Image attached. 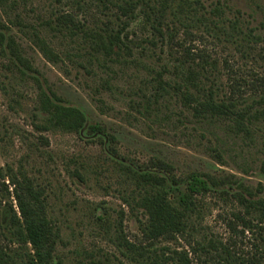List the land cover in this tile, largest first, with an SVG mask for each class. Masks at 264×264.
Wrapping results in <instances>:
<instances>
[{
	"label": "rangeland",
	"instance_id": "374dc122",
	"mask_svg": "<svg viewBox=\"0 0 264 264\" xmlns=\"http://www.w3.org/2000/svg\"><path fill=\"white\" fill-rule=\"evenodd\" d=\"M202 1L207 8L220 2L229 18L238 17L261 36L251 47L244 44V52L236 43L207 34L204 41H194L218 59L222 94L230 91L228 66L240 70L239 76L247 81L264 77V0ZM57 8V0L0 2V30L15 37L35 70L21 73L0 45V167H23L45 188L49 217L59 231L54 264H147L143 259L126 257L119 246L120 228L131 241L143 239L139 220L144 219L123 200L135 185L120 162L144 166L151 158H161L173 163L181 174L200 171L220 178H241L253 190L262 188L260 194L264 195V121L251 137L236 135L222 121L196 122L173 94L157 102L153 98L151 108L144 109L139 104L143 93L153 95L155 88L149 67L171 62L169 49L165 47L163 52L144 43L143 47L151 49L142 52L132 44L134 55L142 61L126 55V62L99 65L88 59L84 49L88 45L46 25ZM193 31L199 34L201 30ZM34 32L49 41L60 61L54 63L44 56ZM34 76L44 88L51 87L65 101L83 108L90 123L104 124L116 141L105 148L98 136L36 129L44 114L41 88ZM246 89L243 87L247 103L260 98L261 91ZM203 199L205 209L197 237L231 244L236 240L245 256L252 255L255 234L245 229L237 235L227 224L234 218L233 212L242 209L240 205L214 193ZM10 202L16 207L13 198ZM4 224L0 216V244L11 251L17 244L10 241ZM153 248L169 255L189 246L177 238L159 240Z\"/></svg>",
	"mask_w": 264,
	"mask_h": 264
},
{
	"label": "trees",
	"instance_id": "16d2710c",
	"mask_svg": "<svg viewBox=\"0 0 264 264\" xmlns=\"http://www.w3.org/2000/svg\"><path fill=\"white\" fill-rule=\"evenodd\" d=\"M57 2L60 8L54 10L46 25L88 45L84 49L91 62L107 67L109 62H126V55L141 60L134 55V46L146 52L150 47H143L144 43L163 52L165 47L169 49L171 62L159 68L149 67L154 73L151 82L155 88L153 95L143 93L139 104L144 109L151 108L153 98L157 102L166 94H173L196 122L222 121L236 135L251 137L264 121V77L247 81L239 76L240 70L226 64L230 91L222 94L218 59L204 46L194 44L195 40L204 41L207 34L236 43L244 52V44L251 47L261 39L255 27L244 26L238 17L229 18L220 2L210 8L202 0ZM193 29L201 31L196 34ZM34 37L48 60L57 63L62 59L45 37L38 32H34ZM0 45L21 73L35 72L10 32L0 30ZM34 77L41 88L40 109L44 114L42 122L35 124L36 129L77 132L90 138L98 136L105 148L116 141L104 124L90 123L83 108L65 101L51 87L44 88L40 78ZM243 87L261 91L260 98L247 103ZM112 151L116 153L115 148ZM216 153L221 157L220 152ZM120 163L135 185L123 200L132 211L144 216L139 220L143 239L138 242L129 240L120 228L119 246L126 257L143 259L147 264H194V261L197 264H264L262 188L253 190L241 178L232 176L220 178L200 171L181 174L173 163L161 158H151L144 166ZM45 191L23 167H0V216L5 221L3 226L10 231V241L17 244L11 251L0 244V264H54L59 231L49 217ZM209 193L240 205L242 209L233 212L234 218L227 224L237 235L245 229L255 234L256 251L252 255L245 256L236 240L231 244L197 237L205 209L203 198ZM12 198L16 207L10 202ZM238 225L243 229L239 230ZM177 238H182L189 249H175L167 255L153 248L159 240Z\"/></svg>",
	"mask_w": 264,
	"mask_h": 264
}]
</instances>
